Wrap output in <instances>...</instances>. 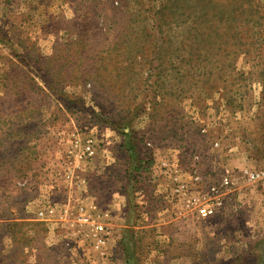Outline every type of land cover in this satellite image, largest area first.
Listing matches in <instances>:
<instances>
[{
  "label": "rangeland",
  "instance_id": "rangeland-1",
  "mask_svg": "<svg viewBox=\"0 0 264 264\" xmlns=\"http://www.w3.org/2000/svg\"><path fill=\"white\" fill-rule=\"evenodd\" d=\"M75 137L95 140L82 175L103 209L135 186L102 250L37 216L67 199ZM245 166H264V0H0V264H264ZM177 175L197 197L230 176L223 208H188Z\"/></svg>",
  "mask_w": 264,
  "mask_h": 264
},
{
  "label": "built area",
  "instance_id": "built-area-1",
  "mask_svg": "<svg viewBox=\"0 0 264 264\" xmlns=\"http://www.w3.org/2000/svg\"><path fill=\"white\" fill-rule=\"evenodd\" d=\"M96 150V143L93 138L82 140L75 137L71 141L64 160L66 170L62 175L67 189V199L61 203H46L37 211V216L47 221L51 219L65 220L69 225L71 235L78 242L86 243L96 250H102L109 242L110 211L101 209L92 200L85 201L83 198H76V202L73 200L74 191L86 183L82 171L86 162L95 157ZM241 173L248 183L257 185L264 190V166L260 168L245 166ZM173 181L175 185L172 187V195L183 196L188 208L196 210L201 217L206 218L217 214L225 205L226 191L232 182V178L230 176L224 177L220 186H210L207 193L202 197H197L193 193L188 195L195 178L185 180L177 175ZM75 184L78 185L76 189L74 188Z\"/></svg>",
  "mask_w": 264,
  "mask_h": 264
},
{
  "label": "trees",
  "instance_id": "trees-1",
  "mask_svg": "<svg viewBox=\"0 0 264 264\" xmlns=\"http://www.w3.org/2000/svg\"><path fill=\"white\" fill-rule=\"evenodd\" d=\"M127 124L130 123V121H127L126 122ZM126 123L123 124L125 126V128L121 127L120 124H113L114 127L118 128V131L120 132V134L122 135V142L120 143V147L127 153L128 155V160H130V164H134V168L132 169H129V175L132 177V172L134 170H139L142 166V159L140 157V153L139 150H138V143L135 139V137L133 136L131 130H127L126 131V128L128 126H126ZM118 126V127H117ZM135 186H133V184L130 182V179H129V183L127 184V188L124 190L125 193H127V198H128V203L130 204L129 208H130V211H136V208H137V204L135 205L134 204V197H133V194H134V188ZM131 204H132V208H131ZM134 204V205H133ZM136 213V212H135ZM130 231V230H128ZM126 247V246H125ZM127 249V252H128V248L126 247ZM126 263L127 264H140L139 262V259H132V258H126Z\"/></svg>",
  "mask_w": 264,
  "mask_h": 264
},
{
  "label": "crops",
  "instance_id": "crops-1",
  "mask_svg": "<svg viewBox=\"0 0 264 264\" xmlns=\"http://www.w3.org/2000/svg\"><path fill=\"white\" fill-rule=\"evenodd\" d=\"M87 170L88 169H86V171H85L86 175L88 174ZM86 175H83V176L85 177ZM87 178H88V176H87ZM84 186L85 187L82 190L81 189L77 190L79 192V196L81 198H83V200H85V201L92 200V201L96 202L97 204H99L100 207H102L100 205V202H99V194L102 195L103 193H101L100 190H97V189H94L95 192H93L91 190L89 178H88V180L86 179V183ZM112 188H113V185L111 186V190L109 191V200L110 201H109V204H108L106 209L109 210L111 213V222H109V224H110V228H113V232H114L115 226L117 225L114 222L115 221L114 217L116 218V215H118V212L123 211V209L125 207V205L123 206V204H124L123 201L125 200L126 193L124 191L125 189H123L121 192V191L113 190ZM124 212H126V208H125ZM125 215H124V218L126 217Z\"/></svg>",
  "mask_w": 264,
  "mask_h": 264
}]
</instances>
